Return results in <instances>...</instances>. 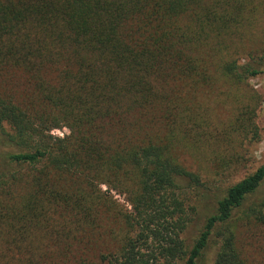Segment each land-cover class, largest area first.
I'll list each match as a JSON object with an SVG mask.
<instances>
[{"label":"trees","instance_id":"obj_1","mask_svg":"<svg viewBox=\"0 0 264 264\" xmlns=\"http://www.w3.org/2000/svg\"><path fill=\"white\" fill-rule=\"evenodd\" d=\"M263 23L264 0H0V264H200L211 241L256 264L237 236L264 226V164L217 184L258 135Z\"/></svg>","mask_w":264,"mask_h":264},{"label":"rangeland","instance_id":"obj_2","mask_svg":"<svg viewBox=\"0 0 264 264\" xmlns=\"http://www.w3.org/2000/svg\"><path fill=\"white\" fill-rule=\"evenodd\" d=\"M258 36L264 37V23L262 24V28H259ZM248 85L256 94L254 100V123L257 127L258 135L256 138H252L248 135V137L244 139L241 150H238V152L244 158L242 163L245 168L240 170L235 177H232L228 181L219 182L217 186L220 188H225L228 185H232L240 181L247 175L253 173L259 166L264 164V74L250 79L248 81ZM202 101L208 109L212 122H227L228 119H230L232 108L225 94H214L209 98L204 96ZM51 134L61 138L64 134H67V131L65 129L53 130ZM102 189L105 188L102 187ZM263 198L264 182L245 202V209L251 204V202H257ZM117 199H119L120 203H124L120 200V198ZM208 204L205 201L201 202L197 215L194 216L184 231L182 238L186 245L190 246L201 230L206 216L204 205L207 206ZM237 238L239 246L248 258L253 260L256 264H264V226L252 222L245 225L243 224L238 230ZM218 247L219 244L211 241L200 264H213ZM96 261L97 260H95V262Z\"/></svg>","mask_w":264,"mask_h":264}]
</instances>
